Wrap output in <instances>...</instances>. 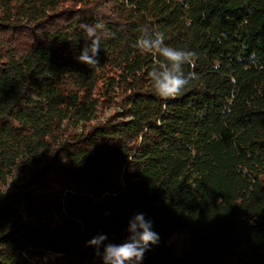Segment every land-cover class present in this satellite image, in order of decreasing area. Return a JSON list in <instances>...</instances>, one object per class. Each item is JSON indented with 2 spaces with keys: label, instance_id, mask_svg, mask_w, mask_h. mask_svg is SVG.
I'll list each match as a JSON object with an SVG mask.
<instances>
[{
  "label": "trees",
  "instance_id": "16d2710c",
  "mask_svg": "<svg viewBox=\"0 0 264 264\" xmlns=\"http://www.w3.org/2000/svg\"><path fill=\"white\" fill-rule=\"evenodd\" d=\"M157 30L195 53L174 99ZM136 213L142 264H264V0H0V264H103Z\"/></svg>",
  "mask_w": 264,
  "mask_h": 264
},
{
  "label": "clouds",
  "instance_id": "9594fccd",
  "mask_svg": "<svg viewBox=\"0 0 264 264\" xmlns=\"http://www.w3.org/2000/svg\"><path fill=\"white\" fill-rule=\"evenodd\" d=\"M86 31L90 45L86 44L81 54L77 57L82 63L90 67L99 64L100 36L95 27L81 25ZM165 35L160 31L145 33V36L137 41L136 47L141 53L152 54L164 58L149 72L157 94L164 100L174 99L182 95L190 82L197 78V74L183 71L184 65H194L195 53L173 48L165 44ZM108 213H106L107 215ZM153 222L146 219L144 213H136L129 219L126 229L128 235L121 243L107 242L106 234H98L90 241L88 246L93 247L96 255L103 264H142L145 253L151 246L159 244L158 233L152 230Z\"/></svg>",
  "mask_w": 264,
  "mask_h": 264
},
{
  "label": "rangeland",
  "instance_id": "374dc122",
  "mask_svg": "<svg viewBox=\"0 0 264 264\" xmlns=\"http://www.w3.org/2000/svg\"><path fill=\"white\" fill-rule=\"evenodd\" d=\"M169 243L180 249L182 247V245H183V237L180 236V235H174L169 240Z\"/></svg>",
  "mask_w": 264,
  "mask_h": 264
}]
</instances>
